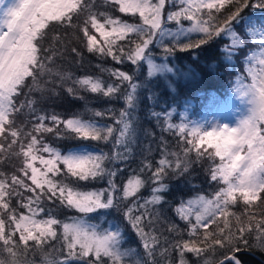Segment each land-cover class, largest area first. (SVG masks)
<instances>
[{"label":"snow or ice","instance_id":"snow-or-ice-1","mask_svg":"<svg viewBox=\"0 0 264 264\" xmlns=\"http://www.w3.org/2000/svg\"><path fill=\"white\" fill-rule=\"evenodd\" d=\"M178 2L182 5L180 10L171 11L166 17L168 23L178 25L173 30L167 26L163 15L166 0H104L106 4H117L121 13L138 15L142 21L138 24L95 12V0H0V163L21 160L20 167H14L10 174L0 171V264H35L28 256L37 254L42 256V264H73L74 261L174 264L172 251L179 253V264H189L185 253L200 258L202 264H243L239 253L252 246L249 238L254 240L255 247L264 251V210L259 213L250 210L259 207L258 202L264 203V0ZM226 5L232 10L228 11ZM248 8L259 10V15L256 12L243 15ZM81 15L85 17L82 25L74 24L73 17ZM98 15L104 17L103 23ZM182 20L189 21L190 26H184ZM238 21L244 22L243 27ZM53 23L72 28L73 40L81 39L77 31L82 33L88 52L111 57L117 63L128 61L136 71L130 74L101 68L102 72L115 77V83L87 74L73 79V73L61 71L55 63L62 52L54 46L42 47L46 30ZM106 24L111 26L110 30H106ZM89 26L104 37L103 43L90 33ZM130 34L137 40L128 39L130 47L125 51L117 41H124ZM193 35L202 38L193 40ZM222 35L230 38V43L221 48L228 60L238 54L234 50L246 47L244 37L258 48L247 57L251 82L234 89L247 103L246 112L234 124H229L192 121L186 111L179 122H173L175 107L151 110L149 117L156 121L158 129L176 135L178 150L170 151L162 135L159 138L161 158L155 168L150 161H142V166L134 170L135 174L130 175L126 183L118 184V173L123 168L108 165L116 161L125 164L132 157V146L140 135L138 106L145 98L150 109L159 103L152 79L157 76L167 79V74L175 72L183 74L184 69L170 66L168 58L176 50L199 49ZM59 39L54 37V40ZM152 45L162 49V58L151 52ZM61 47H66L63 42ZM71 51L81 58L76 48ZM141 62L146 66L143 80L136 78ZM29 78L31 84L24 93L26 101L17 104L15 98L21 95ZM69 82L73 86H67ZM235 82L240 84L239 76ZM46 84L52 87L46 89ZM57 86L74 97H77L78 86L106 98L122 99L126 107L119 110L118 118L113 114L118 128L96 119H83L80 115L62 119L59 114H45L43 109L35 107L36 99L28 98L33 92H40L42 101L47 91L56 95ZM224 102L215 96L208 101L209 105ZM25 109L34 117L28 128L17 126L15 120ZM105 112L115 113V110L105 109ZM104 114L92 110L93 117ZM114 133L113 148L123 150L113 151L111 155L87 145L62 152L44 140L46 134H53L58 139L107 144ZM146 135L154 137L155 133L148 130ZM145 151L150 153L151 146L145 145ZM205 158L210 161V180L222 186L210 199L197 195L181 200L174 212L185 222L184 228L171 220H163L158 206L164 202L161 193L169 188L164 183L169 173L179 179L190 173L194 163ZM149 172L151 175L145 179V173ZM105 178L106 188L82 190L80 187L81 182ZM149 181L154 185L151 195L141 202L137 194ZM133 197L137 199L129 204ZM13 200L17 201L16 206ZM56 201L83 216L64 221L57 219L54 210L44 206L45 202ZM238 201H242L244 211H230ZM19 208L27 211L20 212ZM112 210L120 214L121 219L109 221L106 228L88 219L89 214ZM41 214L44 217L38 218ZM220 217H223L222 226L218 223ZM159 222L166 223L169 235L157 234L155 225ZM124 224L137 235L142 251L123 247ZM210 225H215L214 231H208ZM145 226L150 230L146 231ZM57 227L61 229L59 235Z\"/></svg>","mask_w":264,"mask_h":264},{"label":"trees","instance_id":"trees-1","mask_svg":"<svg viewBox=\"0 0 264 264\" xmlns=\"http://www.w3.org/2000/svg\"><path fill=\"white\" fill-rule=\"evenodd\" d=\"M178 0L170 1L171 8L178 7L180 4L176 2ZM103 4V5H102ZM104 0H95L94 11L97 13H106L109 16L114 15L113 19H119L123 21V19H129L125 13H119L114 6H111L107 9H102L104 6ZM225 8L228 11L232 9L226 5ZM168 9H170L168 7ZM174 9V8H173ZM222 12L225 10L222 9ZM259 11L256 9L248 8L243 13L255 12ZM116 12V13H115ZM215 14V13H214ZM121 15V16H120ZM81 17V18H80ZM80 17H73L74 24H81L85 19L83 15ZM97 18L104 22V17L98 15ZM205 18H207L205 16ZM222 19V17H221ZM142 23L138 16H132V20L130 23ZM240 23V21H239ZM168 26L174 27L175 23H167ZM183 25H189L190 22L187 20H182ZM109 25H105L106 30H110ZM89 31L91 34L96 35L97 40L103 43L104 37L97 33L94 29L89 26ZM46 35L44 36L41 44L43 48L56 47L62 52L55 63L59 67L61 71H68L73 73V79L83 75H92L98 76L106 83H115V77L109 76L108 72H102L101 68L113 69V70H122L128 73H133L135 70L134 66L128 62L124 61L123 63L114 62L111 57H101L96 53H90L87 51V48L84 46V40L82 37V33L79 31L76 32L77 36H80L81 39L79 41L72 39V28H65L58 24H51L49 28L46 30ZM97 33V34H96ZM54 37H60L59 40H54ZM67 37V39H65ZM193 40L202 38L201 36L193 35L191 37ZM128 39L137 40V37L134 34H130L128 38L124 41H117V44L123 46L125 51L128 50L130 45L127 43ZM66 47H61V43ZM243 42L246 44V47L241 52H238L236 56H234L231 60L225 58V53L221 50L224 44L230 43V38L223 36L221 38H216L214 41L210 42L208 45H203L199 49H190L187 51L176 50L174 54L168 58L167 62L170 66H177V68L184 69V71L188 72L190 75H193L195 72L199 74L196 79H186L183 76H176L174 78H170L167 75V79L162 77H155L152 79V83L155 86V89L159 96V103L156 105L154 109H150L149 102L145 98L139 104L137 109V127L140 130V135L137 138L135 146H133V155L132 157L125 163L122 164L120 161H116L115 163L118 165L115 168H123L122 172L118 173L117 183L123 184L126 183L127 179L130 175L135 174L134 170L138 169L142 166V161L151 162L153 167L155 168L157 161L161 158L160 144L159 138L163 135L165 140L168 141L169 150H178L176 148V140L177 137L174 134L170 133H162L158 127L155 120L149 117V112L151 110L154 111H163L168 106H172L176 108V113L173 117V122H179L182 118V114L184 113L185 107L184 105H191V108L188 109L189 116H198L200 115L204 109L209 108L208 101L213 97H218L221 101L225 100L234 89L235 77L238 74L243 75L244 77H248V70L244 63V59L247 54L256 47L255 44L252 43L247 37L243 38ZM255 45V46H254ZM254 46V47H253ZM76 48L77 51L81 54V58H78L74 53H72L71 49ZM151 52L158 58L163 57L162 49L152 45L150 46ZM190 65L194 68V70H187L185 65ZM99 66V67H97ZM178 74H181L178 72ZM183 75V74H181ZM146 76V66L141 62L140 69L137 73L136 78L139 80H143ZM45 80L47 77L44 78ZM168 80V81H167ZM188 80V81H187ZM43 82V81H42ZM31 84V79L26 81L25 87L21 90V95L16 97V103L19 104L21 101H26L25 94L27 92V87ZM67 86H73L70 82ZM52 85L46 84L45 88L50 89ZM56 95H53L50 91L44 93L45 99L40 100L41 93L33 92L30 97L34 98L38 101L35 105L38 109H43L45 114H58L61 115L62 119L71 118L73 115L82 114L83 119H96L97 121L104 122L108 125H112L113 127H117L115 121L113 120V114H115L118 118V112L121 109L126 107L125 103L122 99H111L103 97L101 93H91L84 89H80L77 86V97H83V99L74 97L69 95L63 87H56ZM143 95V94H141ZM85 98V99H84ZM214 106H219L220 103L212 104ZM105 109H113V112H105ZM92 110L104 112L103 117H93ZM186 111V110H185ZM33 115L28 114L27 110H22L21 113L16 115V124L17 126L24 125L26 128L30 127V122L33 120ZM161 126L163 125V121H160ZM62 128V125H61ZM151 130V132L155 133V136L146 135L147 131ZM63 134V133H62ZM116 133H114V137L107 144L104 142H93V141H82L78 139H58L55 138L53 134H46L44 136V140L51 144L53 147H58L62 152H66L68 149L72 147L87 145L89 147H95L106 151L109 155L112 154L113 151H122V148H113L114 138ZM145 145H150L152 151L149 153L145 151ZM211 151V149H209ZM194 158V154H193ZM21 165V160L19 158L12 159L11 161H6L0 163V171L5 172L6 174H10L14 167L19 168ZM39 167V164L37 163ZM109 167H114L112 163H109ZM210 161L205 158L199 163H194L190 173L186 174L179 179H174L171 177V173H169V177L165 179L164 183L169 185L167 191L161 193L164 197V202L159 205V209L162 212L163 220H171L177 223L181 228L185 227V222L181 221L175 214L174 208L177 207L181 200L187 201V199L191 197H195L198 194H204L206 196L212 197V194L218 190L221 183L212 182L209 176ZM61 167H63L61 165ZM151 173H145L144 178L147 179ZM154 185L149 181L146 183L145 187L140 190L137 194L138 198H141V202L143 198L150 197L151 188ZM80 187L82 190H93L107 187V179L97 180L91 182H81ZM27 195V193L25 194ZM137 197L130 198L129 204L132 200L137 199ZM259 203V207L251 208L252 212L259 213L261 210H264V203ZM13 206H16L17 201H12ZM46 208H52L54 210V214L57 219L64 221L68 215H82L75 209H68L64 206L59 205V202L56 201L54 203L45 202L44 205ZM18 211L26 212L27 210L24 208H19ZM230 211L236 213H242L244 211V206L242 201H238L235 206L230 208ZM107 217H103V220H108L111 216L121 219L120 214L116 213L115 210H112L106 214ZM44 214H41L43 218ZM89 219V218H88ZM90 220V219H89ZM92 220H96L92 218ZM97 221V220H96ZM98 222L99 216H98ZM218 223L223 224V217L218 219ZM126 231V244H131V242L135 243L138 249H141V242L139 241L137 235L133 232L131 227L127 224L123 225ZM158 229L157 234L163 232L164 235H169L167 232L166 223L159 222L155 225ZM145 230L149 231L150 229L145 226ZM215 225H210L208 231H214ZM61 229L57 227L58 235ZM203 229L201 233H203ZM187 238V237H185ZM56 242H53L55 245ZM249 243L252 245L250 248L239 253L243 264H264V251L255 247V242L252 238H249ZM174 264H179V253L177 251H172L170 253ZM189 264H200L202 261L200 258L194 256L191 253H185L184 257ZM211 258V257H205ZM29 260H35V264H42V256L37 254L35 256L29 255ZM77 263L83 264L82 261H77ZM73 264H76L73 262ZM161 264H164L161 261Z\"/></svg>","mask_w":264,"mask_h":264},{"label":"rangeland","instance_id":"rangeland-1","mask_svg":"<svg viewBox=\"0 0 264 264\" xmlns=\"http://www.w3.org/2000/svg\"><path fill=\"white\" fill-rule=\"evenodd\" d=\"M170 1H172V0H166V3H165V8H164V13H163V15H164V18H165V22H166V24L168 23L167 22V20H166V17H167V14L169 13V12H171V11H178V10H180V7H182V5H180V6H178V7H173V8H171V4H170ZM153 2H156V0H153ZM176 2H178V1H176ZM179 3V2H178ZM111 4H112V6H114V8L115 9H117V11L119 12V13H121L120 11H119V6L117 5V4H115V3H107V4H104V6H102V9L104 8V9H107V8H109L110 6H111ZM103 5V4H102ZM168 7L170 8V9H168ZM107 13V12H106ZM116 13V12H115ZM127 15V17L129 18V19H123V21L124 22H127V23H130L131 22V20H132V15L131 14H126ZM114 15H112L111 17H113ZM121 16V15H120ZM138 16V15H137ZM139 17V16H138ZM81 18V17H80ZM138 23H140V22H138ZM138 23H133V24H138ZM175 23V22H174ZM239 25H240V27H242V24H240L239 23V21L237 22ZM167 26H168V24H167ZM184 26H190V24L189 25H184ZM169 28H171V29H173V30H175L177 27H178V25H176V23H175V26L174 27H170V26H168ZM237 31H239V29H237ZM98 33V32H97ZM96 33V34H97ZM243 49H236V50H234V51H236V52H241ZM253 50H251L250 52H252ZM250 55V53L249 54H247V56L245 57V59H244V63H245V65H246V68L247 67H249V61H248V59H247V57ZM254 63V62H253ZM185 66H187L186 68H187V70H194V68L192 67V66H190V65H185ZM175 67H177V66H175ZM170 78H174V77H178V76H183L184 78H186V79H189V80H191V79H196V77L197 76H199V74L197 73V72H195L193 75H190L188 72H186V71H184L183 72V75H181V74H178V72H175V73H172V74H167ZM239 79H240V84L239 85H237V83L235 84V88L236 87H238V86H240V87H242L244 84H247V83H250L251 82V78L249 79L248 77H247V79H245V78H243L242 76H239ZM249 79V80H248ZM168 81V80H167ZM188 81V80H187ZM85 99V98H84ZM223 105L224 106H222V107H220L219 109H217V111L216 112H214V114H211V115H208V117H206V116H204V117H202L201 119H198V120H196V121H205V122H212V121H219V122H221V123H229V124H234L235 123V121L236 120H238L245 112H246V110H247V103L245 102V100H242L240 97H239V95L237 94V92L234 90V93L227 99V100H225V102L223 103ZM184 107H185V110H186V108L188 107V105H187V107H186V105H184ZM185 110H184V112H185ZM58 114H61V113H58ZM78 115H80V116H82V114H78ZM15 118H16V116H15ZM204 118H206V119H204ZM188 119L189 120H192L190 117H188ZM99 122H101V121H99ZM46 123H49V122H47L46 121ZM101 123H104V122H101ZM104 124H106V123H104ZM108 125V124H107ZM49 126H52L50 123H49ZM76 147H78V146H76ZM133 147V146H132ZM73 148H75V147H73ZM90 148H92V149H98V148H95V147H90ZM99 150H101V149H99ZM118 164V163H117ZM116 163H114L113 164V166L114 167H116V166H118ZM198 195H203V196H205V197H208L209 199L211 198V197H209V196H206V195H204V194H198ZM197 196V195H196ZM193 198H195V197H191V198H189V199H193ZM188 200V199H187ZM179 206V205H178ZM106 214L107 213H105V212H103V211H101V212H99V213H94V214H89V216H88V218L90 219V222H93V223H99L98 222V216H99V221H100V224L102 225V227H108V222L109 221H112V220H115V219H118V218H116V217H110L108 220H101V217H107L106 216ZM69 217H82V215H80V216H76V215H68V217L67 218H69ZM92 218H95L96 220H92ZM70 222V221H69ZM126 240V239H125ZM123 247H132V248H136V249H138V247H137V245L135 244V243H133V242H131V244H126L125 243V241L123 242ZM74 263H76V264H81V263H77V261H74ZM200 264H202V263H200Z\"/></svg>","mask_w":264,"mask_h":264}]
</instances>
